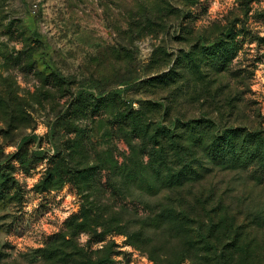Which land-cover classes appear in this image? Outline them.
<instances>
[{"label":"rangeland","instance_id":"1","mask_svg":"<svg viewBox=\"0 0 264 264\" xmlns=\"http://www.w3.org/2000/svg\"><path fill=\"white\" fill-rule=\"evenodd\" d=\"M234 128L264 137V0H0V264H264L262 167L207 150Z\"/></svg>","mask_w":264,"mask_h":264},{"label":"trees","instance_id":"2","mask_svg":"<svg viewBox=\"0 0 264 264\" xmlns=\"http://www.w3.org/2000/svg\"><path fill=\"white\" fill-rule=\"evenodd\" d=\"M121 117L117 118V123L123 124L129 121V124H131L135 129L142 130L141 126L136 125L137 119L135 115H129L124 119ZM236 132H239V129L234 128L231 132L225 131L224 133L211 139L209 145L207 146L209 156L213 159V161L217 162L218 160H221L222 163L227 166L244 165L246 168H249L252 164L258 163L260 164V167H262L260 168L259 173L264 177V150L261 149L260 152H256V150H252V142H247L254 139L259 140L261 144L264 143L262 133L258 131L249 132L246 135L247 138L244 139V143L240 145L236 137ZM5 175H7L6 166L0 163V176ZM7 182L9 183V181ZM4 183L5 182L3 181L2 185ZM1 192L3 191L1 190ZM221 201L218 203L215 202L214 199H209L205 206H203V210L209 213L207 220H203L205 226L202 227L203 231H207L205 234V239L208 245L207 249H213V251H215L214 249L223 250L233 247L236 250L241 251L242 239L244 237L243 230L245 226L237 225V218L235 220H230L228 218H219L217 216L216 212L218 215L227 212V204L225 201L222 203ZM213 213L216 215H213ZM208 264H212V262L210 261ZM235 264H249V262L243 260V257L240 256Z\"/></svg>","mask_w":264,"mask_h":264}]
</instances>
